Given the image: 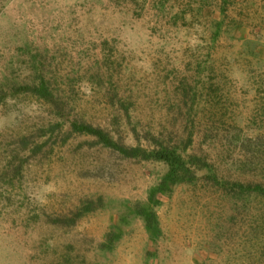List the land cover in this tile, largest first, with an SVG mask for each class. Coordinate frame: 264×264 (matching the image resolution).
Wrapping results in <instances>:
<instances>
[{
	"label": "rangeland",
	"instance_id": "1",
	"mask_svg": "<svg viewBox=\"0 0 264 264\" xmlns=\"http://www.w3.org/2000/svg\"><path fill=\"white\" fill-rule=\"evenodd\" d=\"M238 1L0 0V264H264V42L230 34ZM159 150L185 170L152 234Z\"/></svg>",
	"mask_w": 264,
	"mask_h": 264
},
{
	"label": "trees",
	"instance_id": "2",
	"mask_svg": "<svg viewBox=\"0 0 264 264\" xmlns=\"http://www.w3.org/2000/svg\"><path fill=\"white\" fill-rule=\"evenodd\" d=\"M73 129L75 131H83L87 133H91L96 135L100 141H102L105 145L112 146L116 148L118 151H120L125 156H135L137 153L140 152L138 148H126L123 146L118 145L113 140H111L107 134H105L103 131L99 129L92 128L88 125H78L74 124ZM153 159H160L165 161L169 166L170 169L167 173V175L163 178L162 183L159 184L157 187L152 188L149 193L148 203L144 206H136L134 208V212L141 216L145 221V227L148 231H150L152 234H157L159 232L158 228V222L156 220L155 212L151 209V202H154L153 199L155 192H162L163 189L168 186V183H177L183 178L180 176V171L185 170V164L181 160L179 156H177L173 152H169L166 150H159L155 151L151 156H149Z\"/></svg>",
	"mask_w": 264,
	"mask_h": 264
},
{
	"label": "crops",
	"instance_id": "3",
	"mask_svg": "<svg viewBox=\"0 0 264 264\" xmlns=\"http://www.w3.org/2000/svg\"><path fill=\"white\" fill-rule=\"evenodd\" d=\"M236 5L238 7L236 6L233 14L232 32L230 33L233 38L263 40L264 42V33L261 32L264 29V0H239ZM247 7L249 12L246 15Z\"/></svg>",
	"mask_w": 264,
	"mask_h": 264
}]
</instances>
